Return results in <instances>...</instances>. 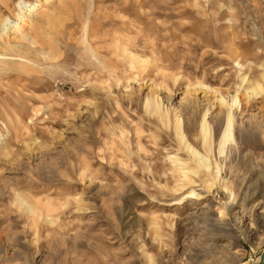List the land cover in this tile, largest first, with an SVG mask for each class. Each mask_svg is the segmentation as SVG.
I'll list each match as a JSON object with an SVG mask.
<instances>
[{"label":"rangeland","instance_id":"1","mask_svg":"<svg viewBox=\"0 0 264 264\" xmlns=\"http://www.w3.org/2000/svg\"><path fill=\"white\" fill-rule=\"evenodd\" d=\"M38 12L0 38V264H264L237 225L264 199V0Z\"/></svg>","mask_w":264,"mask_h":264},{"label":"bare ground","instance_id":"2","mask_svg":"<svg viewBox=\"0 0 264 264\" xmlns=\"http://www.w3.org/2000/svg\"><path fill=\"white\" fill-rule=\"evenodd\" d=\"M40 1V0H39ZM42 1V0H41ZM49 2V0H44V2L42 3H40V2H38V3H34V4H28V3H26L25 1H23V0H20L19 2H18V8H19V10H20V12H21V14L18 16L19 18V22H16V23H12L11 21H10V19L9 18H2V17H0V38L1 39H4L5 37V39H7L6 40V42L8 41V32H12V35L14 34V35H18V34H22V35H24V31H23V26L24 25H29V23H32V22H30V19L35 15V14H37V13H39L38 12V10H39V8H43V7H45V4H47ZM46 13V12H45ZM30 26H32V24L30 25ZM27 37V36H26ZM25 37V38H26ZM14 38H16V37H14ZM24 38V37H23ZM5 41V40H4ZM124 43V42H123ZM8 47H9V45H8ZM125 47V46H124ZM123 47V48H124ZM126 48V47H125ZM127 50V49H126ZM123 53V52H122ZM2 55V54H1ZM0 57H3V55L2 56H0ZM5 57V56H4ZM134 63L135 64H138V66L137 67H139V68H142L143 67V61H138V60H134ZM133 63V64H134ZM135 66V67H136ZM133 67V66H132ZM135 67H133V68H135ZM136 67V68H137ZM262 91H264V75H262V80L261 81H257L254 85H253V87H252V89H251V94H252V96H258V95H260L261 93H262ZM237 98V97H236ZM223 101V100H222ZM237 101V100H236ZM235 101V104L237 103ZM155 106V105H154ZM152 107V106H151ZM155 108H156V113L158 114V115H160V117L162 118V119H164L165 120V122L166 123H168V116H167V114L166 113H162L160 110V107L159 106H155ZM233 116V115H232ZM232 116H231V114H229L228 116H227V119H226V122H227V129H226V131H225V133H224V136H223V138H224V142H227V141H229V139H231L232 138V134H231V130H230V126L232 127L233 125H231V123H232ZM176 132H177V134H178V136H180L181 137V141H183V139H184V137H183V133H182V126H181V122H180V120H178L177 119V125H176ZM202 132H203V138H204V140H207V124H206V122L205 121H203V124H202ZM242 137V138H241ZM239 138V137H238ZM245 137H243L241 134H240V141H242V143H244L243 142V139H244ZM247 138V137H246ZM246 140H248V139H246ZM206 142V141H205ZM223 146V145H222ZM224 147V146H223ZM223 147H221L222 149H223ZM188 148L189 149H191V147L190 146H188ZM193 151V150H192ZM222 151V150H221ZM194 155H196L195 154V152L193 151L192 152ZM174 162V164H175V162L176 161H173ZM178 163V162H177ZM203 165H204V167H207V168H209V166L208 165H206V164H204V163H202ZM217 170V169H216ZM219 175V174H218ZM216 178H218V176L216 177ZM199 197V195L198 194H196L195 192H191L190 194H188V196H187V198H192V199H197ZM38 203H40V202H38ZM248 203L249 204H251V206L248 208V209H246L245 208V210H244V212L246 211L247 213H249L250 214V221H251V223H249V224H247V216H245V214L243 215V213H242V215L240 216V217H238L237 218V221H238V223H237V225H238V227L241 229V231L243 232V235H244V237L247 239V241L248 242H253V241H258L259 240V237L261 236L260 235V233H263V235H264V199L262 200V201H255V199L254 198H250V199H248ZM262 231V232H261ZM232 241H231V239H230V241L228 242V246H230V247H233L234 245H235V241H234V238L232 237ZM264 244V241H260L259 243H258V245L261 247L262 245ZM223 251V250H222ZM225 253V252H224ZM227 255V254H226ZM231 255V254H230ZM238 256H239V254H237V252H235V254H234V256L233 255H231V256H229V260L230 261H232V262H234L236 259H238Z\"/></svg>","mask_w":264,"mask_h":264}]
</instances>
